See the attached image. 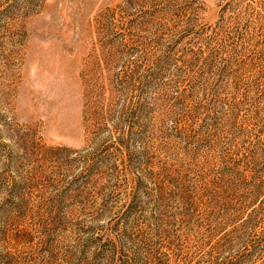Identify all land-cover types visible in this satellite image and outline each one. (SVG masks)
I'll list each match as a JSON object with an SVG mask.
<instances>
[{
	"label": "rangeland",
	"instance_id": "rangeland-1",
	"mask_svg": "<svg viewBox=\"0 0 264 264\" xmlns=\"http://www.w3.org/2000/svg\"><path fill=\"white\" fill-rule=\"evenodd\" d=\"M0 264H264V0H0Z\"/></svg>",
	"mask_w": 264,
	"mask_h": 264
}]
</instances>
